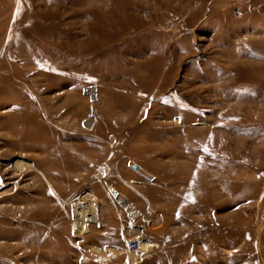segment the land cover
<instances>
[{
    "label": "rangeland",
    "instance_id": "374dc122",
    "mask_svg": "<svg viewBox=\"0 0 264 264\" xmlns=\"http://www.w3.org/2000/svg\"><path fill=\"white\" fill-rule=\"evenodd\" d=\"M0 264H264V0H0Z\"/></svg>",
    "mask_w": 264,
    "mask_h": 264
},
{
    "label": "bare ground",
    "instance_id": "6f19581e",
    "mask_svg": "<svg viewBox=\"0 0 264 264\" xmlns=\"http://www.w3.org/2000/svg\"><path fill=\"white\" fill-rule=\"evenodd\" d=\"M87 93L90 95V97L92 99L94 98V92L92 89H89L87 91ZM147 179L151 180L153 179L149 174H147ZM108 189L112 192L115 193L117 195H115L117 202L119 204H121V206L123 207H127V201L123 196H120L117 192H115L112 188H110V186L108 187ZM75 209L77 210V214H76V220L75 222H73L72 225V232L75 233H86L89 231V227L86 226L85 222H95L97 224H99L100 226H103V223H100L97 219L96 214L94 215V212H90L88 209L84 208L83 206H79V205H75ZM92 215V216H91ZM149 244V243H148ZM150 245V244H149ZM139 246L142 252H146L149 251L152 246H148L144 240H142L141 242H138L137 239H132L128 241V248L132 251H138L139 250Z\"/></svg>",
    "mask_w": 264,
    "mask_h": 264
},
{
    "label": "snow or ice",
    "instance_id": "6c2138e0",
    "mask_svg": "<svg viewBox=\"0 0 264 264\" xmlns=\"http://www.w3.org/2000/svg\"><path fill=\"white\" fill-rule=\"evenodd\" d=\"M18 4H19V0H17ZM15 15V14H14ZM206 151V150H205Z\"/></svg>",
    "mask_w": 264,
    "mask_h": 264
},
{
    "label": "water",
    "instance_id": "95a60500",
    "mask_svg": "<svg viewBox=\"0 0 264 264\" xmlns=\"http://www.w3.org/2000/svg\"><path fill=\"white\" fill-rule=\"evenodd\" d=\"M137 167H135V169H136Z\"/></svg>",
    "mask_w": 264,
    "mask_h": 264
}]
</instances>
